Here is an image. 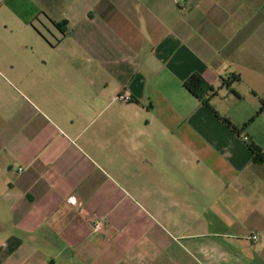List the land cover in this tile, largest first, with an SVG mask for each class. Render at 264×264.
<instances>
[{
  "label": "crops",
  "instance_id": "1",
  "mask_svg": "<svg viewBox=\"0 0 264 264\" xmlns=\"http://www.w3.org/2000/svg\"><path fill=\"white\" fill-rule=\"evenodd\" d=\"M263 103L264 0H0V264H264Z\"/></svg>",
  "mask_w": 264,
  "mask_h": 264
},
{
  "label": "trees",
  "instance_id": "2",
  "mask_svg": "<svg viewBox=\"0 0 264 264\" xmlns=\"http://www.w3.org/2000/svg\"><path fill=\"white\" fill-rule=\"evenodd\" d=\"M241 78L239 75H232L229 79L223 80V86L230 89L233 93L237 94L236 91L232 88L234 83L240 82ZM185 87L198 99L202 101V103L212 110L215 114L219 116L217 111L214 109V106L211 104V99L214 97V89L210 86L202 76L193 75L186 83ZM238 95V94H237ZM238 97H240L238 95ZM262 110L264 109V103L262 105ZM261 110V111H262ZM260 114V112L258 113ZM228 127H230L233 131L239 132V128H237L230 119L226 117L219 116ZM255 117L252 118L242 129L245 130L253 121ZM250 148L254 155V161L260 164H264V151L261 147L256 144H251Z\"/></svg>",
  "mask_w": 264,
  "mask_h": 264
},
{
  "label": "built area",
  "instance_id": "3",
  "mask_svg": "<svg viewBox=\"0 0 264 264\" xmlns=\"http://www.w3.org/2000/svg\"><path fill=\"white\" fill-rule=\"evenodd\" d=\"M118 99H119L120 101H123V102H130V101H132V97H131V95H130L129 93H125V94L119 96ZM246 140H248V138H246ZM20 172H22V170H20ZM70 202L73 203V204H77V202H76V200H75L74 198H72V199L70 200ZM96 229H97L98 231L103 230V225H102V224H97V225H96ZM258 239H259V238H258L257 235L253 236V240H254V241H258Z\"/></svg>",
  "mask_w": 264,
  "mask_h": 264
}]
</instances>
